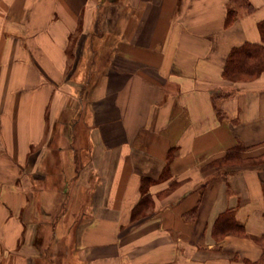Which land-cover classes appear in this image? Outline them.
I'll use <instances>...</instances> for the list:
<instances>
[{
	"label": "crops",
	"instance_id": "crops-1",
	"mask_svg": "<svg viewBox=\"0 0 264 264\" xmlns=\"http://www.w3.org/2000/svg\"><path fill=\"white\" fill-rule=\"evenodd\" d=\"M249 1L228 25L230 0H0V264L261 259L264 168L206 169L264 155V74L223 78L261 42ZM92 49L108 59L89 91L71 62ZM228 212L247 235L216 232Z\"/></svg>",
	"mask_w": 264,
	"mask_h": 264
},
{
	"label": "trees",
	"instance_id": "trees-1",
	"mask_svg": "<svg viewBox=\"0 0 264 264\" xmlns=\"http://www.w3.org/2000/svg\"><path fill=\"white\" fill-rule=\"evenodd\" d=\"M245 7L249 13H254L255 8L249 0H244ZM237 18L235 9H229L227 15V24H231ZM261 35L260 43H246L240 47L234 48L228 56L223 68V78L234 84L238 82H251L264 74V20L259 23ZM244 147L238 145L230 150L223 158L210 163L206 169H213L216 172L224 174L232 173L237 169L250 167L264 168V155L254 159H245L242 156ZM205 169V170H206ZM147 181V180H146ZM149 184L144 183L141 191L143 199L134 209L133 218L137 219L151 207V199L148 194ZM216 232L221 235L233 233L235 235H247L245 227L239 224L232 212L224 214L216 225ZM255 240L262 247L263 254L259 261L246 264H264V234L255 237Z\"/></svg>",
	"mask_w": 264,
	"mask_h": 264
},
{
	"label": "rangeland",
	"instance_id": "rangeland-1",
	"mask_svg": "<svg viewBox=\"0 0 264 264\" xmlns=\"http://www.w3.org/2000/svg\"><path fill=\"white\" fill-rule=\"evenodd\" d=\"M230 2H231V5H232V9H235L236 10L237 15L239 14V12H240L241 9H242V11H243V9L247 10V8L245 7L244 0H230ZM97 43L95 44V40H94V43L92 42V48H94V49L95 48H98ZM102 47H105L106 48V45L101 44V48ZM94 49H92L91 52H89V54L87 53L88 55L86 54V56H84V55L83 56H79L78 59H77V61L75 60V57H72V62H71L72 64L73 63L76 64V65H73L74 70H75L74 76H76L82 84L88 83L86 89L89 90V91L91 90V86L93 87V85L95 84L96 81L99 82L100 77L102 76V72H100L99 70H101V67L103 65H105V63L107 62V59H108L106 57H104V58H98L95 55V53L93 54V52H94L93 50ZM238 83H248V82H238ZM62 201L63 200H60V202H59L60 203V209L62 207ZM73 203L72 204H70V203L68 204L69 207L71 208L70 209V214H71V212L73 210H76L77 207H78L77 202H73ZM63 208L67 209V205L66 206H63ZM71 219L72 218H68V220H71ZM55 236H56V234L54 235V237L51 234L48 235V240L50 241V243H52L53 241H55L54 240L55 239ZM57 247L59 248V252H58V256L59 257L58 258L61 259L59 261H62L63 262V261L66 260L65 259V244L63 246H60V245L57 246L56 245V247H55L56 252H57ZM53 251H54V249H52L51 253ZM52 254H54V253H52Z\"/></svg>",
	"mask_w": 264,
	"mask_h": 264
}]
</instances>
